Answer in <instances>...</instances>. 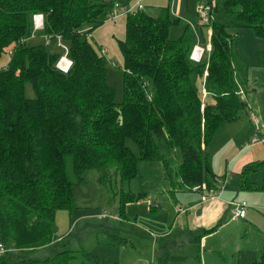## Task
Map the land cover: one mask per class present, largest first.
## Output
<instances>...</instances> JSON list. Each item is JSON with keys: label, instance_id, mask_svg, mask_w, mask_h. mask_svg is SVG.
I'll list each match as a JSON object with an SVG mask.
<instances>
[{"label": "trees", "instance_id": "16d2710c", "mask_svg": "<svg viewBox=\"0 0 264 264\" xmlns=\"http://www.w3.org/2000/svg\"><path fill=\"white\" fill-rule=\"evenodd\" d=\"M207 5L212 10L204 24L212 50L205 63L190 60L194 44L187 33L169 38L177 21L168 7L156 16L144 11L125 15V37L117 41L123 58L118 103L107 83V66L113 63L91 37L113 3L0 0V64L8 59L0 72V243L6 248L0 264H101L91 251L75 248L70 234H56V213L75 208L73 186L83 181L85 171H98V182L110 191L113 177L120 184L135 179L139 160L159 162L173 190L174 180L182 191L218 188L207 148L221 123L238 118L243 91L233 64L237 36L212 19L217 6L210 0ZM221 7L235 27H248L264 40V0H224ZM35 15L43 17L40 31L33 29ZM33 36L44 43L28 45ZM57 37L72 62L66 73L56 67L61 56L47 49ZM200 79L207 101L198 91ZM27 84L33 99L25 95ZM127 140L136 145L139 158ZM257 170L263 173L260 188L247 179ZM241 182L245 190L264 192V161L244 166ZM119 194L121 211L139 200ZM220 223L196 235L198 252L201 238ZM106 239L111 245L126 242L114 232H107ZM42 247L50 248L48 256L29 257ZM188 259L187 254H166L158 264H186ZM256 264H264V248Z\"/></svg>", "mask_w": 264, "mask_h": 264}, {"label": "rangeland", "instance_id": "374dc122", "mask_svg": "<svg viewBox=\"0 0 264 264\" xmlns=\"http://www.w3.org/2000/svg\"><path fill=\"white\" fill-rule=\"evenodd\" d=\"M98 1L104 5L115 2L114 0ZM138 1L140 0H134L135 3ZM210 1L213 6H217V12H213L212 19L227 26L228 32L237 36L233 64L237 81L243 91L242 102L246 106L240 110L234 122H223L219 125L208 145L211 168L216 174L221 166L225 171L226 163L221 164L220 154V150L225 146H240L242 150L247 148L251 153L258 151L260 153L252 162L264 161L263 144L252 145L254 147L249 148L252 137L264 131V65L261 63L264 58V40L256 38L248 27H235L231 18L222 11L221 5L224 0ZM140 3L144 7V12L151 16H156L159 9L168 7L171 20L177 21L169 29V38L176 40L187 33L192 44L198 43L205 51L203 62L208 60L212 50L209 28L202 24L197 16V9L207 5L208 0H141ZM102 32V29L93 31L92 39L95 42L99 37L104 40L100 34ZM115 35L117 37L119 33L116 32ZM110 38L112 39L111 36ZM38 43L44 42L37 38L30 40L28 45ZM112 43L114 47L106 45L111 62L115 64L107 66V83L115 90L116 102L120 103L123 99L122 60L116 53L119 49L115 39H112ZM47 49L57 56L62 57L64 54L55 40L50 42ZM197 87L201 96V92L205 90L200 86V81ZM25 95L29 99L35 97L29 84L25 86ZM203 100L207 101V98ZM126 145L139 158L136 145L131 140H127ZM209 148H215V150ZM163 151L168 154L165 147ZM227 170V187L223 192L224 196L228 195L227 203L244 202L250 209L245 221L232 220L230 225L208 238L206 246L202 245L201 252H198L201 261L203 256L217 255L223 258L231 257V254L236 256L240 249H248L246 255H249L259 250L264 243V208L259 206L263 203L264 193L240 190L241 173L238 177H234V173L232 176L229 174V166ZM68 172L72 181H75L71 167L68 168ZM81 178L83 181L76 182L73 186L75 208L67 212L70 213L69 226L73 231L71 241L75 248L91 251L98 257L101 264H158L159 257L165 256V253L169 252L170 257L178 254L175 252L177 248L175 242L166 240L170 238H165V246H161L159 242L160 236L174 227L176 213L185 208L187 201L182 198H185L186 191L177 187L175 180L174 189L176 190H173L169 181L164 179L161 163L139 160L135 179L129 183L120 184L119 179L113 177L110 191L98 182L99 173L96 170L85 171L81 174ZM247 179L256 188H260L263 173L261 170L251 171ZM120 191L139 197V200L128 203L121 211ZM207 191H211V188ZM101 216L105 218L99 220ZM113 217L116 218L113 219ZM227 218H232L229 212ZM106 231L118 234L125 238L126 242L123 245L109 244ZM176 239L180 242L182 240L181 237ZM195 246V243L191 241L190 245L181 249L180 252L188 254L191 249H195ZM49 254L50 248L42 247L31 252L29 257L44 258ZM199 261L194 253L193 256H189L186 264H198ZM250 263L251 261L245 264Z\"/></svg>", "mask_w": 264, "mask_h": 264}, {"label": "crops", "instance_id": "0c3cea01", "mask_svg": "<svg viewBox=\"0 0 264 264\" xmlns=\"http://www.w3.org/2000/svg\"><path fill=\"white\" fill-rule=\"evenodd\" d=\"M114 1H115L114 3L117 2L119 4H123L121 2V0H114ZM140 1H138V2H140ZM143 11H144V9H143ZM125 19H126L125 15L119 14L115 18L107 19L106 21H104L103 25L98 28L99 30H101V29L103 30V32L100 34H102V37H104V40H102L101 37H99L98 39H96V43L103 49L104 53L106 54L107 58L110 61H111V58L106 51V45L114 47V45L112 43V39H115L116 44H117L118 40H120V41L124 40V37H125ZM97 30H94V32H96ZM116 32L119 33V35H117V37L115 35ZM110 36L112 37V39L110 38ZM37 38L38 37H34L32 39H37ZM32 39H30V40H32ZM40 39H42V38H40ZM195 45L200 47L198 43ZM117 47H118V45H117ZM116 53L119 56V58L122 60V64H123V58H122L120 51L119 52L117 51ZM204 54H205V51H204ZM203 57H204V55H203ZM7 62H8V59L4 58L3 62H1L0 65H5V64H7ZM202 81H203V85H204V80L200 79V86L203 87ZM205 97L206 96L204 95V92H201L202 100ZM251 147H254V146L250 145L249 148H251ZM262 147H263L262 154L264 155V146H262ZM209 149L215 150V148H209ZM244 149L245 150H242V148L240 146H225L222 150H220L221 164H223V162L226 163L225 171H223L222 166L216 172V174H214L215 172L213 173V171H212V173L215 177H219L224 181V188H223V190L220 193V196L218 198L213 199V200L207 199L208 191L206 189H204L202 191H189L188 189L183 190V191H186V192H184L186 194H184L185 198H182V200L184 199L185 201H187V203H185V208H183L181 211L176 213L175 222L173 224L174 227L169 228V230L165 231L160 236L161 238H160L159 243L161 246H165V242H166L165 238H170V239H166V240H170L171 243L175 242V244L177 246V248H175V252L178 253L177 255L182 254L180 252L181 249L187 248L188 245H190V242L194 241L196 235L201 230L210 229L214 225L221 222L216 230H214L211 233L204 235L201 238L200 246H199V253H200L202 245L206 246V242H207L208 238L217 234L222 229L226 228L228 225H230L232 220H238V219L244 220V221L246 220V217L248 215L247 212H248V209H250V208L247 207L244 217H233L231 210H230V202L227 203V201H228L227 196L228 195L224 196V194H223L225 187H227L226 182H227V176H228V170H227L228 166L230 167V170H229L230 176H232V173H234L235 174L234 177H236V176L238 177L239 173H241V171H242V168L244 166H246L247 164L253 163L252 161H254V157L256 158L257 154L260 153L258 151H253L251 153L250 150H247V148H244ZM244 151H245V154H243ZM241 155H243V156H241ZM227 158H229V160H227ZM211 170H212V168H211ZM240 182H241V180H240ZM240 187H241L240 190H243V191H256V190H245V189H243L242 188V182L240 183ZM169 190H170V187H169ZM259 206L264 208V199H263V203L260 204ZM67 212L68 211H59L56 213V216H55L56 234H58L59 236H64L67 234L72 235L73 231L70 230L71 226H69L70 213H67ZM228 212L232 216L231 219L227 218ZM99 218H100L99 220H101L105 217L101 216ZM114 218H116V217H113V219ZM107 232H109V231H106V233ZM178 237L182 238L181 242L176 239ZM71 244H72V241H71ZM263 248H264V243L259 248V250H256V252L249 254V255H246L247 254L246 252L249 251L248 249H246V250L240 249V250H238V253L236 254V256L231 254L230 255L231 257H224L223 258V257H218L217 255H215V257L203 256L204 258H202V261H201V259H199L200 261L198 262V264H245L249 261H251L250 264H256V261H258V259L260 258V255H261ZM197 249H198V246L196 245L195 249H191V252H189L187 255L193 256L194 253H198ZM34 251H36V249ZM31 252H33V251H31ZM165 254H168L170 256L169 252L165 253Z\"/></svg>", "mask_w": 264, "mask_h": 264}, {"label": "built area", "instance_id": "2783aa9c", "mask_svg": "<svg viewBox=\"0 0 264 264\" xmlns=\"http://www.w3.org/2000/svg\"><path fill=\"white\" fill-rule=\"evenodd\" d=\"M143 6L140 2H136L134 4H119L114 3L111 13L108 16V19L115 18L119 14L127 15V14H135L136 12L143 11ZM212 7L209 5L201 6L197 9V16L200 22L202 24L207 23L210 19V13H211ZM33 29L34 31H40L43 29V17L42 15H35L33 17ZM34 37V36H33ZM32 37V38H33ZM57 44L59 47L63 50V56L58 61L56 67L61 72L66 73L72 66V62L67 58L68 50L67 48L60 42V37H57ZM47 43H49V39L46 38ZM204 50L197 45H194L191 54L189 56L190 60L194 63H199L203 59ZM5 65H0V72L2 69H4ZM205 95V92H204ZM256 144H263L264 145V131L262 133H257L252 139H251V145ZM214 185L217 186V189H211V191H208L207 199L213 200L220 196V193L222 192L224 188V181L219 177H214L213 179ZM230 209L233 217H244L247 209V204L242 203H231L230 202ZM6 251V248L2 243H0V254Z\"/></svg>", "mask_w": 264, "mask_h": 264}, {"label": "water", "instance_id": "95a60500", "mask_svg": "<svg viewBox=\"0 0 264 264\" xmlns=\"http://www.w3.org/2000/svg\"><path fill=\"white\" fill-rule=\"evenodd\" d=\"M243 108H245L246 106L244 104H242Z\"/></svg>", "mask_w": 264, "mask_h": 264}]
</instances>
